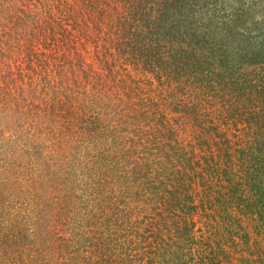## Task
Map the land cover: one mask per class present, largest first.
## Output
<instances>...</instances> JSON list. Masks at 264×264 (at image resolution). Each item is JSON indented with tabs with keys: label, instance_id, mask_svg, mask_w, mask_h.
I'll return each instance as SVG.
<instances>
[{
	"label": "trees",
	"instance_id": "16d2710c",
	"mask_svg": "<svg viewBox=\"0 0 264 264\" xmlns=\"http://www.w3.org/2000/svg\"><path fill=\"white\" fill-rule=\"evenodd\" d=\"M217 3L0 0V264H264V15Z\"/></svg>",
	"mask_w": 264,
	"mask_h": 264
},
{
	"label": "rangeland",
	"instance_id": "374dc122",
	"mask_svg": "<svg viewBox=\"0 0 264 264\" xmlns=\"http://www.w3.org/2000/svg\"><path fill=\"white\" fill-rule=\"evenodd\" d=\"M224 2V4H222V2ZM242 6L241 9H244V10H249V7H254V10L255 11H258L257 13L254 14V18H257L258 20L262 19V14L264 15V0H256V1H253V0H218V3H217V7H221L222 8V11L227 13V16L230 18V15L233 13V9H237L238 6ZM248 8V9H247ZM248 17V18H247ZM245 19H248L249 21L247 22V24H249V22L251 21V17L250 15H246ZM248 28V27H246ZM245 28V29H246ZM245 29H242L240 30V32H243ZM254 34L256 33V31L254 30L253 32ZM252 33V34H253ZM24 63L22 64V68H23V72H26L25 70V67H24ZM13 69V68H12ZM22 72V75H24V79L26 78V74H24ZM29 74H31V72H28ZM244 107H249V106H244ZM248 110V109H246ZM246 110H241V111H246ZM232 112H230L229 114V117L226 118V123H227V126L230 127L231 130H233L234 132H231V131H228L230 133H234V134H238V132H240L241 128L244 126V124L240 121V117H238V115H232V114H235L237 112H235L234 110H231ZM228 115V113H227ZM232 115V117H231ZM6 117V116H5ZM4 116L0 117L2 119L5 118ZM185 118L184 115L180 114V117L178 118L179 121V128H180V131H182V137H185L183 136L185 133L184 132V128L186 127V123L183 124L184 121H182L183 119ZM6 119V118H5ZM229 133V134H230ZM229 138L231 139V142H233V140L235 139L234 137L232 136H229ZM22 152V151H21ZM20 152V154H21ZM23 154V153H22ZM23 156L25 157V154H23ZM15 159V166L18 165L20 163L19 159L18 158H14ZM25 163V164H24ZM30 163H33L32 161H26V162H23V166L20 167L21 169H24V170H27L29 168V164ZM22 164V163H21ZM16 172L18 171V169L15 170ZM7 170L4 172V173H0V178L4 177L5 174H6ZM27 195L26 193H21L20 194V197H16L14 199L15 203L18 205L19 203H21V200H24L26 199ZM33 203H30L29 205H27V208L31 209V206H32ZM243 225H247V232H249L250 236H249V245H251L250 242H254V241H257L258 244L256 246H252L248 249H242L239 245L238 248L239 250L234 253V256H233V263H237L238 262V259H241V258H245L246 260L248 261H256V258L257 257H262L264 259V231H260V232H256L255 230H253L251 228L252 225H254L253 223V220H251L250 217L246 218L243 220ZM241 233V231H240ZM237 241H239L240 238L238 237H235ZM231 241H228L224 244H226L225 247H230V251L229 252H232V245L230 243ZM228 243V244H227ZM243 245V243H242ZM255 263V262H254ZM254 263H249V264H254Z\"/></svg>",
	"mask_w": 264,
	"mask_h": 264
},
{
	"label": "clouds",
	"instance_id": "9594fccd",
	"mask_svg": "<svg viewBox=\"0 0 264 264\" xmlns=\"http://www.w3.org/2000/svg\"><path fill=\"white\" fill-rule=\"evenodd\" d=\"M8 135H11V133H8Z\"/></svg>",
	"mask_w": 264,
	"mask_h": 264
}]
</instances>
